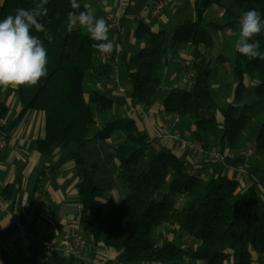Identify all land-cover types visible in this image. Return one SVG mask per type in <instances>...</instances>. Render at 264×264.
<instances>
[{
	"label": "trees",
	"instance_id": "trees-1",
	"mask_svg": "<svg viewBox=\"0 0 264 264\" xmlns=\"http://www.w3.org/2000/svg\"><path fill=\"white\" fill-rule=\"evenodd\" d=\"M39 3L0 0V20L15 9L30 10ZM77 3L80 8L73 10L70 0H47V14L38 19L51 42L44 33L33 31L47 49V74L34 86L18 87L21 109L7 126L0 123V131L36 109L44 112L45 119L44 135L36 142L41 154L49 156L55 148L75 145L70 158L81 204L78 224L93 252L104 245L116 252V261L126 264H186L188 259L203 264H264V202L258 191L253 185L244 187L224 171L223 163L205 156L200 157L215 164L214 171L193 170L186 155L158 143L135 117L111 112L113 92L100 87L109 81L115 65L92 47L98 42L78 24L67 30L68 12L90 10L88 0ZM213 5L221 7L224 22L208 19ZM250 9L264 19V0H195L196 19L173 23L169 35L165 28L155 29L152 22L140 20L133 35L138 47L133 54L120 50L118 66L132 81L133 102L150 109L160 99L163 113L175 116L171 127L201 143L206 152H232L227 163L238 167L244 144L252 141L256 155L247 173L264 178V167L255 164L257 156L264 157V60L235 49L232 58L223 53L213 58L209 30L234 33L240 16ZM253 40L260 41L264 52V31ZM185 46L191 47L186 66L193 72L190 81L186 86L174 84L161 96L171 55ZM215 59L223 67L222 88L231 97L224 104L213 88ZM6 112L0 103V120ZM98 118H104L101 126L96 124ZM110 138L115 140L110 165L126 190L120 201L106 200L115 188L116 175L101 173L87 161L89 145ZM13 189L8 185L4 191L13 197ZM44 248L41 252L48 251L54 264H94ZM30 261L0 246V264Z\"/></svg>",
	"mask_w": 264,
	"mask_h": 264
},
{
	"label": "crops",
	"instance_id": "crops-1",
	"mask_svg": "<svg viewBox=\"0 0 264 264\" xmlns=\"http://www.w3.org/2000/svg\"><path fill=\"white\" fill-rule=\"evenodd\" d=\"M155 1L144 0L142 8L138 13L136 12L137 14L135 12L129 13V8L137 4L136 0H88V5L89 8L92 5L101 7L105 21L106 12L109 10L122 15L121 29L110 30L109 40L116 52L119 53L120 50H124L127 54H133L138 46L134 42L132 33L140 20L152 22L155 29L165 26L170 29L174 20L188 16L185 9L189 8L190 2L194 3V0H165L168 6L164 12L156 18L148 20L143 8ZM128 19L132 20L133 23L126 28ZM128 45L131 46V50L128 49L127 52ZM186 48L189 53L181 52L180 55L183 59H191V47L186 46ZM172 61L176 62L173 58ZM182 65L184 64L182 63ZM119 70L120 67L118 74ZM185 71L186 69L183 68L180 73H177L179 81L189 79L188 77L187 79L184 78ZM174 76L176 73L172 74L171 78ZM17 90L18 87H10L6 90L0 88V103L7 107L5 116L0 120L2 125L10 124L21 109L17 99ZM113 93L119 97L120 102H115L112 113L135 117L139 121L140 127L145 128L149 134L159 129L160 126H171L175 121V116H169L162 112L161 101H157L150 109L144 110L141 109L142 105L133 102L130 95H126V92L123 94ZM100 119L98 118L97 122H100ZM44 123L43 111L27 110L16 125L5 131L7 146L0 152V202L8 203L7 210H0V245L20 258L26 260L30 258L33 264H54L53 261L48 260L45 251L41 252L45 249L44 241L57 242L63 233L75 228L78 225V211L81 208L75 187L77 174L74 162L70 158L75 146L71 144L65 148H55L54 152L49 155L52 156L53 163L48 164L46 162L48 156L41 154L36 145L37 140L44 135ZM111 140L112 138L106 141V149ZM186 157L205 174L213 172L216 167L213 163L206 164L203 157H198L195 154H188ZM224 168L228 175L238 179L243 186L253 185L264 202V178L247 172L242 173L238 167L232 165H225ZM249 176L253 178V182L250 181ZM8 185L14 186L13 197H9L4 191ZM24 194L28 195V202L23 211L20 201ZM36 194H41L44 201L37 207L33 204ZM24 214L30 216L31 234L13 239L14 219L22 217ZM102 248L109 252L113 264H126L116 261V252L104 245H100L95 252L89 249L85 254L86 261L95 259L97 251Z\"/></svg>",
	"mask_w": 264,
	"mask_h": 264
},
{
	"label": "clouds",
	"instance_id": "clouds-1",
	"mask_svg": "<svg viewBox=\"0 0 264 264\" xmlns=\"http://www.w3.org/2000/svg\"><path fill=\"white\" fill-rule=\"evenodd\" d=\"M47 0H41L32 9L18 8L13 14L0 20V88H17L34 86L47 74V49L42 39L33 31L44 33L45 39L51 42L52 37L47 33L39 17L47 14L44 7ZM73 10L80 8L77 0H70ZM77 24L86 30L94 43L92 47L102 54L113 50L109 40V26L103 17H94L90 10L70 11L67 14V30L71 32ZM264 31V19L259 11L250 9L244 12L238 20L234 49L237 53L264 60V52L260 51V41L253 40ZM251 41V42H250Z\"/></svg>",
	"mask_w": 264,
	"mask_h": 264
},
{
	"label": "built area",
	"instance_id": "built-area-1",
	"mask_svg": "<svg viewBox=\"0 0 264 264\" xmlns=\"http://www.w3.org/2000/svg\"><path fill=\"white\" fill-rule=\"evenodd\" d=\"M168 3L165 0H156L151 5H146L143 8V12L148 17V20L154 19L160 16ZM121 19L122 15L120 13H115L112 10L106 12V23L109 26V30H120L121 29ZM102 54V53H101ZM102 56L114 63V71L110 76V79L104 85H101L102 90H111L112 92H117L119 94L125 93L124 88L120 84L118 75V63L120 61L118 52L113 53L112 51L108 54H102ZM191 59H185L186 64H189ZM193 72L189 70L187 72L188 78H191ZM141 109L147 110L143 104H141ZM150 136L156 140L158 143L169 147L172 152L177 155L183 156L188 154H195L196 156H205L212 159L215 162L223 163L224 165H230L227 163V158H232L233 153L229 151L221 152L218 150H211L206 152L201 145V143L188 139L184 137L178 129L172 128L171 126H160L159 129L153 131ZM7 146V135L5 132L0 131V152ZM256 155V149L253 145L245 148L242 153L243 162L238 166L239 171L242 173L247 172V168L250 165L251 159ZM197 166L193 165V170H197ZM264 186V185H263ZM28 202V195L24 194L21 198L20 205L24 211ZM44 203L41 194H36L34 200V206ZM8 208V203L5 201L0 202V210L5 211ZM30 216L25 215L22 217H16L14 219V232L12 235L13 239L26 237L31 234L29 228ZM2 246V245H0ZM44 246L46 248L56 249L62 253V255L67 257H77L86 260L85 254L90 249L89 244L80 230L79 224L75 228L66 231L62 234L57 242H52L50 240L44 241ZM95 259H91L89 262L94 264H113L109 252L104 248L100 249L96 253Z\"/></svg>",
	"mask_w": 264,
	"mask_h": 264
},
{
	"label": "rangeland",
	"instance_id": "rangeland-1",
	"mask_svg": "<svg viewBox=\"0 0 264 264\" xmlns=\"http://www.w3.org/2000/svg\"><path fill=\"white\" fill-rule=\"evenodd\" d=\"M137 4L134 7H130L129 8V13L131 12H137L140 10V8H142V5L144 3V0H136ZM167 8V6L165 7V9ZM214 8H219V9H214ZM164 9V10H165ZM185 9V7H184ZM186 13H187V17L183 18V19H178V20H174L173 23H180L183 22L184 20H193L196 19V13H195V0L194 3L192 4L190 2L189 4V8H186ZM90 11L92 12V14L94 15V17H103V11L101 9V7L98 6H90ZM164 12V11H163ZM136 13V14H137ZM104 18V17H103ZM126 19V18H125ZM208 19L212 20V21H216L219 23L224 22V18L222 17V9L221 7H219L218 5H213L208 9ZM132 20H127L126 21V25L125 27L128 28L129 24H132ZM134 25V24H133ZM169 35L170 33V29L168 28V26L164 27ZM135 30V29H134ZM134 30L132 35H134ZM213 40H214V44L212 47V55L213 58H215L216 56H218V54L223 53L227 56H229L230 58H232L233 56V52H234V40H235V36L233 35V32L230 31L229 29H224V30H219V31H214L212 29H209ZM84 31L86 32V30L84 29ZM127 52L129 50H131V46L128 45L127 46ZM129 49V50H128ZM181 52H186L189 53V51L187 50L186 46L182 47L181 49H179L177 54L171 55V62L169 67L167 68V72L164 75V80L162 83V87H161V96H163L171 86L175 85H179V86H186L188 84V80L187 79V64L185 62V59L182 58V56L180 55ZM191 55V53H190ZM172 58L174 59L173 62ZM182 63L184 65H182ZM214 66L217 69V73L215 76V80L213 81V88L215 90V92L219 95V102L221 104H224L227 100H230V95H227V92L223 90L222 88V84L224 82V75L222 72V65L221 63L217 62L216 59L214 60ZM185 68L186 71L185 73V77L187 80L183 81L180 80L179 81V76L177 75V73H180L182 71V69ZM169 70V72H168ZM176 73V76H174L173 78H171V75ZM119 80H120V84L121 86L124 88L126 95H130L131 94V90H132V81L131 79L128 77L127 72L125 71L124 68H120L119 70ZM112 96L115 99V102H120L119 97H117L114 93H112ZM160 102V99L158 100ZM112 112V111H111ZM110 112V114H111ZM163 112V110H162ZM109 114V115H110ZM104 120V118L100 119V122H96L97 126H101L102 125V121ZM106 143H102L100 141H93L89 147H88V153L90 152L89 156L87 155V161H88V166L90 167V165H96L98 167V169L100 170L101 173L103 172H110L113 175H116V185L115 188L113 189L111 194H107V198L106 200L109 201L110 199H113L115 201H120L121 198H123L125 196L126 190L125 188L122 187V181L120 180V178H118L117 176V172L115 169H113V166L110 165L114 159V144H115V140L112 139L107 146V149L104 148ZM253 145L252 141H247L242 149H245L249 146ZM72 146H75L74 144H72ZM105 149L106 152H103V150ZM107 155H106V154ZM106 155V156H105ZM105 156V157H104ZM256 158V165L260 168L264 167V157H259ZM100 158V160H98ZM46 162L48 164H52L53 163V158L52 156H48L46 158ZM112 159V160H111ZM90 163V165H89ZM98 173V172H97ZM250 181L253 182V178L251 176H249ZM250 184L244 186V187H248ZM169 237H171V235H168ZM40 249H42L39 246ZM46 256L48 258V260L51 262L52 259L50 257V254L45 251ZM32 262L30 261V264ZM186 264H203V261L201 260H195V261H191V260H186Z\"/></svg>",
	"mask_w": 264,
	"mask_h": 264
}]
</instances>
